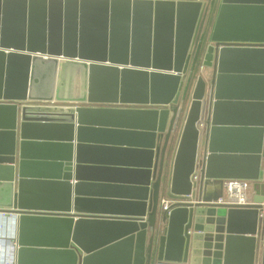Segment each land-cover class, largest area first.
Here are the masks:
<instances>
[{"label":"water","instance_id":"1","mask_svg":"<svg viewBox=\"0 0 264 264\" xmlns=\"http://www.w3.org/2000/svg\"><path fill=\"white\" fill-rule=\"evenodd\" d=\"M212 5L0 0L15 264H264V0Z\"/></svg>","mask_w":264,"mask_h":264},{"label":"built area","instance_id":"2","mask_svg":"<svg viewBox=\"0 0 264 264\" xmlns=\"http://www.w3.org/2000/svg\"><path fill=\"white\" fill-rule=\"evenodd\" d=\"M249 182L245 179H237V178H230V179H223L222 180V188H221V195L214 201L218 204H226V205H246L249 204L250 196L248 192ZM168 205V201L165 199L160 200L161 209H166ZM0 216L5 220L11 218V223L9 225L10 230V238L13 239L16 236V221H17V214H11L10 216H6L5 213L0 212ZM1 230L4 229V223L0 226ZM14 248L10 246L11 254L9 257V264H15V255H14ZM2 260V259H1ZM159 264H176V263H159ZM178 264V263H177Z\"/></svg>","mask_w":264,"mask_h":264},{"label":"rangeland","instance_id":"3","mask_svg":"<svg viewBox=\"0 0 264 264\" xmlns=\"http://www.w3.org/2000/svg\"><path fill=\"white\" fill-rule=\"evenodd\" d=\"M216 1L217 0H214L213 5H215ZM198 66H199L198 64H194L193 69H195V70L191 71V75H190L191 79L192 78L195 79L201 73V71H199V69H198ZM202 75L204 77H207V70H204ZM2 223L3 222L0 221V226ZM9 225H10V223L5 219L4 220V229L1 230V228H0V251H1L0 252V264H5L4 259H2V256L6 257V259H9L10 254H11L10 245H9V243H7V239L10 235ZM7 248H8V250H7Z\"/></svg>","mask_w":264,"mask_h":264},{"label":"crops","instance_id":"4","mask_svg":"<svg viewBox=\"0 0 264 264\" xmlns=\"http://www.w3.org/2000/svg\"><path fill=\"white\" fill-rule=\"evenodd\" d=\"M203 1H205V0H203ZM213 4H214V0H213ZM218 5H219V0H217L216 2H215V5H212V9H211V14H210V17H209V28L211 27V24H212V22L214 21V18H215V14H216V11H217V8H218ZM198 69H199V71H201V72H204V68H200L199 66H198ZM209 73H210V71H209ZM208 73V74H209ZM175 139H176V136L173 138V141H172V148H173V145H174V141H175ZM261 176H262V174H261ZM249 182V188H248V192H249V196L252 194V191H251V184H250V181H248ZM217 191H218V189H217ZM162 199V198H161ZM160 199V200H161ZM7 250H8V248H7ZM1 252V251H0ZM258 253H259V251H258ZM4 258H6V257H4ZM258 258H259V255H258ZM5 263V262H4ZM167 263H178V264H191L189 261H187L186 263H183V262H167ZM151 264H159L158 262H156L155 260H153L152 262H151ZM255 264H258V262H256Z\"/></svg>","mask_w":264,"mask_h":264},{"label":"bare ground","instance_id":"5","mask_svg":"<svg viewBox=\"0 0 264 264\" xmlns=\"http://www.w3.org/2000/svg\"><path fill=\"white\" fill-rule=\"evenodd\" d=\"M2 217H3V216H0V221L4 223V219H3ZM5 219H6V218H5ZM7 221H8L9 223H11V218L7 219ZM9 237H10V235H9ZM9 237H8V239H9ZM8 239H7V241H8Z\"/></svg>","mask_w":264,"mask_h":264},{"label":"clouds","instance_id":"6","mask_svg":"<svg viewBox=\"0 0 264 264\" xmlns=\"http://www.w3.org/2000/svg\"><path fill=\"white\" fill-rule=\"evenodd\" d=\"M2 259H4L5 264H9V260L4 258V256H2Z\"/></svg>","mask_w":264,"mask_h":264},{"label":"flooded vegetation","instance_id":"7","mask_svg":"<svg viewBox=\"0 0 264 264\" xmlns=\"http://www.w3.org/2000/svg\"><path fill=\"white\" fill-rule=\"evenodd\" d=\"M195 63H193V66H194ZM195 69H191V71H194Z\"/></svg>","mask_w":264,"mask_h":264},{"label":"trees","instance_id":"8","mask_svg":"<svg viewBox=\"0 0 264 264\" xmlns=\"http://www.w3.org/2000/svg\"><path fill=\"white\" fill-rule=\"evenodd\" d=\"M198 60V59H197ZM196 64V63H195Z\"/></svg>","mask_w":264,"mask_h":264}]
</instances>
